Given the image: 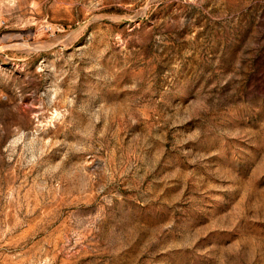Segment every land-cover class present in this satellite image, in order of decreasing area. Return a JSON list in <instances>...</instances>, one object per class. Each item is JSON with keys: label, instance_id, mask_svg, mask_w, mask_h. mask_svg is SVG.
<instances>
[{"label": "rangeland", "instance_id": "1", "mask_svg": "<svg viewBox=\"0 0 264 264\" xmlns=\"http://www.w3.org/2000/svg\"><path fill=\"white\" fill-rule=\"evenodd\" d=\"M0 264H264V0H0Z\"/></svg>", "mask_w": 264, "mask_h": 264}]
</instances>
